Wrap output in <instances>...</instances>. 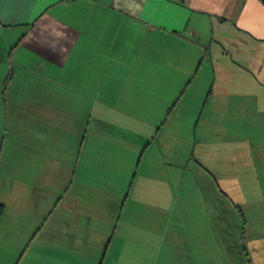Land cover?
<instances>
[{"label":"rangeland","instance_id":"rangeland-1","mask_svg":"<svg viewBox=\"0 0 264 264\" xmlns=\"http://www.w3.org/2000/svg\"><path fill=\"white\" fill-rule=\"evenodd\" d=\"M0 46V239L20 248L19 256L28 246L21 264H39L40 259L64 263L54 259V252L68 254L62 232L68 229L67 216L77 217L80 209L91 216L89 223L83 221L84 233L75 232V246L89 247L80 257L85 264H92L93 256L101 259L107 245L130 246L147 261L160 248L163 258L169 254L167 245H185L184 233L194 237L197 251L190 257L197 264H247L243 247L251 264H264V109L239 102L248 97L243 87L253 86L239 57L208 39L202 50L197 43L176 46L177 54L167 46L157 50L159 62L150 74L129 73L132 84L108 99L113 107L95 110L107 123H98L93 149L82 148L85 169L73 180L67 162L77 144L71 138L89 121L83 120L86 113L68 107V119L56 125L54 135L37 118L25 119L36 116L38 108H25L35 92L21 85L19 76L4 90L9 73L21 68L15 63L18 54L8 66V44ZM135 57L138 65V59L146 58L143 47ZM223 72L231 92L226 99L215 96V77ZM20 126L32 140L41 138V130L53 142H37L47 153L40 166L23 155L32 152ZM236 205L246 221L243 246L245 224ZM174 229L179 237L174 234L168 242Z\"/></svg>","mask_w":264,"mask_h":264},{"label":"crops","instance_id":"crops-1","mask_svg":"<svg viewBox=\"0 0 264 264\" xmlns=\"http://www.w3.org/2000/svg\"><path fill=\"white\" fill-rule=\"evenodd\" d=\"M206 39L224 46L227 54L239 57L237 61L243 72L252 76L253 86L243 87V95L248 97L239 98V102L256 103L257 107L253 108L264 109V0H0V44H8V66L14 62L12 55L18 54L15 63L21 68L17 73H9L4 90L15 79L17 82L19 76L20 84L33 87L35 92L33 99L28 100L33 104L27 103L25 108L30 109L31 105L38 108L36 116L25 119L37 118L42 127L48 126L50 135H54L56 125L61 126L68 119L64 112L69 108H81L80 113H86L83 120L89 119L82 122V127L74 129L77 133L71 138L77 144L73 147L72 158H67L73 180L76 173L85 169L82 150L85 147L86 152L93 149L98 141L93 135L97 126H101L98 123H107L101 110H95L113 107L108 99L121 92L124 84H132L129 73L138 77L150 74L159 62L155 57L159 49L167 46L177 54L176 46L197 43L198 50H202ZM141 47L146 58L138 59V65L135 54ZM31 65L36 67L34 72L29 71ZM215 81L219 90L215 96L225 99L231 96L224 72L217 80L215 77ZM91 121L94 123L92 129ZM37 133L41 138L33 137L32 140L29 131L19 128L22 140L26 138L25 145L32 152L23 155L31 156V164L40 166L47 153L37 142H53L43 137L41 130ZM160 185L165 186L163 182ZM68 188L55 202V207L62 204ZM77 215L67 216L68 229L62 232V242L69 246L68 254L60 249L54 252V259L64 261L61 264H85L80 257L89 247L75 246L79 241L75 240V232L84 233L83 221L89 223L91 216L81 209ZM174 234L179 237L174 229L165 240L172 242L176 238ZM183 235L185 245L181 248L167 245L169 254L163 258L160 248L152 260L147 261L130 246L111 248L107 245L101 259L93 256L92 264H170V258L175 260L171 264H197L190 257L197 251L191 244L194 237ZM117 237L122 238L120 233ZM27 248L22 250L23 258ZM19 254L20 248L15 244L0 239V264H21ZM107 255H110L109 260ZM38 263L48 264L42 259Z\"/></svg>","mask_w":264,"mask_h":264},{"label":"trees","instance_id":"trees-1","mask_svg":"<svg viewBox=\"0 0 264 264\" xmlns=\"http://www.w3.org/2000/svg\"><path fill=\"white\" fill-rule=\"evenodd\" d=\"M159 129L160 128L157 129L156 133H158ZM235 209H236V212L239 214V216L242 218V224H245V227L244 226L241 227V235H240L241 245L243 246V239L246 236V221L244 219V214H243V211L241 210V208L238 205H236ZM2 211H3V204L0 203V218L2 216ZM242 251H243V254H244V258H245V263L251 264L250 257L245 252L246 250L244 249V247L242 248Z\"/></svg>","mask_w":264,"mask_h":264}]
</instances>
